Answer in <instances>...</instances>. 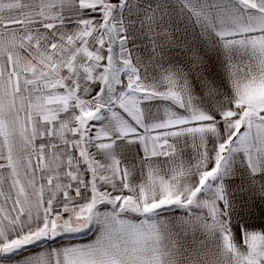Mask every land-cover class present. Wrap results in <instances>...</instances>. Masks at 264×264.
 I'll use <instances>...</instances> for the list:
<instances>
[{
    "label": "snow or ice",
    "instance_id": "6c2138e0",
    "mask_svg": "<svg viewBox=\"0 0 264 264\" xmlns=\"http://www.w3.org/2000/svg\"><path fill=\"white\" fill-rule=\"evenodd\" d=\"M0 264H264V0H0Z\"/></svg>",
    "mask_w": 264,
    "mask_h": 264
},
{
    "label": "crops",
    "instance_id": "0c3cea01",
    "mask_svg": "<svg viewBox=\"0 0 264 264\" xmlns=\"http://www.w3.org/2000/svg\"><path fill=\"white\" fill-rule=\"evenodd\" d=\"M92 237V234L89 233L87 236H82V237H78V240H82V241H87L88 239H90ZM37 251H39V249H37Z\"/></svg>",
    "mask_w": 264,
    "mask_h": 264
}]
</instances>
